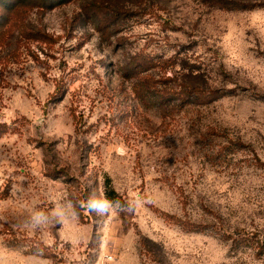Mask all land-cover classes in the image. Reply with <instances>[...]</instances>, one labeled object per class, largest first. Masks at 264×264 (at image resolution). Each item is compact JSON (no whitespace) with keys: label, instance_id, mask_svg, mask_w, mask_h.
Returning a JSON list of instances; mask_svg holds the SVG:
<instances>
[{"label":"rangeland","instance_id":"rangeland-1","mask_svg":"<svg viewBox=\"0 0 264 264\" xmlns=\"http://www.w3.org/2000/svg\"><path fill=\"white\" fill-rule=\"evenodd\" d=\"M0 28V264H264L237 240L264 233V0H0Z\"/></svg>","mask_w":264,"mask_h":264},{"label":"trees","instance_id":"trees-1","mask_svg":"<svg viewBox=\"0 0 264 264\" xmlns=\"http://www.w3.org/2000/svg\"><path fill=\"white\" fill-rule=\"evenodd\" d=\"M47 1L49 0H45V3H47ZM153 61L154 60L150 56L140 54L136 58H133L132 61L127 64L125 69V72L129 73L127 74V78H131V77L138 78L136 86L139 87V89H137V94L139 95L140 99L143 101L148 100L147 97L148 93L151 92L150 90H154L152 86H155L158 83H160L159 80H155L151 76L145 78L138 77L139 74L143 72H147L150 68L154 67ZM174 93L179 97H183L184 103L191 102L195 104H203V103H210L216 99L214 97V94H211L210 92L209 93L205 92L203 89L196 87L190 89L189 91L174 92ZM158 103H159L158 107L163 113H166V111H170L169 107L165 103L163 102H158ZM114 194L115 191L111 188L109 192H107V197L112 200ZM237 240H239L240 243L245 244V246L247 247L258 249L259 255H264V233H259V232L253 234L244 233L241 234Z\"/></svg>","mask_w":264,"mask_h":264}]
</instances>
